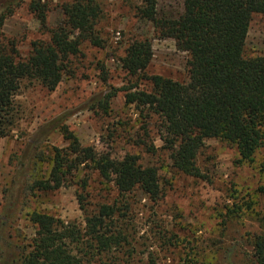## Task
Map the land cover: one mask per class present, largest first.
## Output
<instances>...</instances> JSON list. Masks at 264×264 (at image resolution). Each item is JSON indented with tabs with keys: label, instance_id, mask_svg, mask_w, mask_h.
I'll use <instances>...</instances> for the list:
<instances>
[{
	"label": "rangeland",
	"instance_id": "374dc122",
	"mask_svg": "<svg viewBox=\"0 0 264 264\" xmlns=\"http://www.w3.org/2000/svg\"><path fill=\"white\" fill-rule=\"evenodd\" d=\"M39 1L46 7L47 27L59 25L64 18L61 5L70 0H0V15L5 16L2 31L16 41L22 57L29 54L33 41L49 39L30 10L31 3ZM96 1L102 10L99 26L106 46L99 49L84 43L73 75L64 76L53 91L26 81L15 97V123L9 135L0 138L4 237L26 247L35 232L29 220L33 212L83 225L77 195L85 184L89 208L116 200L128 203L125 224L138 253L132 264L150 260L157 264H255L251 240L264 234V172L260 168L264 145L253 162H245L234 145L208 139L197 157L202 177L172 168L158 117L151 115L144 121L135 106L125 102L127 88L147 91L149 85L128 76L118 58L129 42L148 40L153 55L144 74L184 81L187 55L176 49L172 39L159 38L152 23L139 17L145 0ZM155 4L161 19L177 18L183 12V0H155ZM246 48L252 55L264 52L263 14L252 16ZM144 122L149 133L144 141L153 144L154 153L138 144ZM66 134L99 156L120 160L133 154L144 166H155L164 196L154 203L140 190L119 195L112 181L101 178L87 163L73 170L59 189L31 192L30 180L48 177L54 149L70 152Z\"/></svg>",
	"mask_w": 264,
	"mask_h": 264
},
{
	"label": "trees",
	"instance_id": "16d2710c",
	"mask_svg": "<svg viewBox=\"0 0 264 264\" xmlns=\"http://www.w3.org/2000/svg\"><path fill=\"white\" fill-rule=\"evenodd\" d=\"M30 10L49 39L33 41L25 57L16 41L3 33L5 16L0 15V138L7 137L15 123V97L23 82L34 81L53 91L64 76L73 75L84 43L99 49L108 43L101 34L102 10L96 0L63 3L64 18L52 28L46 25V7L40 1L32 2ZM255 14L264 15V0H183L182 14L173 19L157 17L155 0H145L138 9L139 17L152 23L159 38L172 39L176 49L187 55L184 81L144 74L153 55L148 40L129 42L118 58L128 76L149 85L147 91L127 88L125 102L134 105L144 121L158 117L171 167L180 173L202 177L197 157L208 139L234 145L245 162H253L264 145V52L252 55L246 48ZM145 123L138 144L154 153L153 144L144 141L149 134ZM66 135L70 152L54 149L48 177L30 180L31 192L59 189L73 170L87 163L101 178L111 180L119 195L140 190L154 203L164 196L155 166H144L133 154L120 160L99 156L72 134ZM260 168L264 172V159ZM77 201L84 213L83 225L43 212L29 214L35 232L26 247L4 237L6 222L1 219L0 264H132L138 253L125 224L128 203L116 200L89 208L85 184ZM251 246L254 263L264 264V234L254 236Z\"/></svg>",
	"mask_w": 264,
	"mask_h": 264
}]
</instances>
